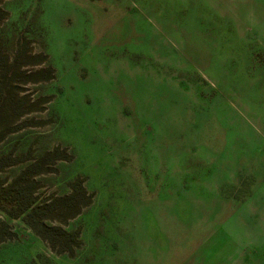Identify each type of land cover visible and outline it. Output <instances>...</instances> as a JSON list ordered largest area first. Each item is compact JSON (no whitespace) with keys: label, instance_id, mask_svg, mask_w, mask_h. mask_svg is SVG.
<instances>
[{"label":"rangeland","instance_id":"1","mask_svg":"<svg viewBox=\"0 0 264 264\" xmlns=\"http://www.w3.org/2000/svg\"><path fill=\"white\" fill-rule=\"evenodd\" d=\"M0 11V264H264V0Z\"/></svg>","mask_w":264,"mask_h":264},{"label":"trees","instance_id":"2","mask_svg":"<svg viewBox=\"0 0 264 264\" xmlns=\"http://www.w3.org/2000/svg\"><path fill=\"white\" fill-rule=\"evenodd\" d=\"M1 15H3L4 13H2L0 11ZM41 64V63H40ZM45 72V74H47V76H49L48 78L44 79V80H49V79H52V76H54V69L53 67H48L42 71H39L38 74H41ZM37 74V75H38ZM39 79H35L34 82H38ZM9 88H10V82H8L6 80L5 77H2L0 78V117H3L5 113H7L8 109H9V102H10V98H9ZM4 162V163H1V162ZM7 165V160L5 159H2L0 161V168H3V165ZM72 188L75 189V193L69 198V199H75L79 194L76 192L78 191V188L81 189V185H80V181H77L75 183H72L71 184ZM81 191V190H80ZM22 194V190L21 189H15L14 186H13V189L9 188V189H5L3 190L1 188V185H0V208L1 207V203L3 201L4 198H12V197H15V196H20ZM81 196L85 198V195H83L82 191H81ZM88 201V200H87ZM21 206H20V209H19V212H17L18 214L16 215H19L20 213L21 214H24V215H31L32 213L35 212L36 209L35 206H34V202L33 201H30V202H24L22 200H20L19 203H21ZM86 202V201H85ZM86 205H88V203L86 202L85 203ZM34 206V207H33ZM32 208V209H31ZM71 233V232H70ZM42 239L46 240V235H39ZM68 236L69 237H76L78 235H59V237H65V239L67 240L68 239ZM2 239H6V237L2 238ZM64 239V238H63ZM65 244H67V241L65 242ZM64 246V245H63ZM66 251V250H65ZM70 252V251H69ZM71 252H73V249H71Z\"/></svg>","mask_w":264,"mask_h":264}]
</instances>
